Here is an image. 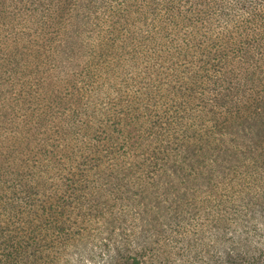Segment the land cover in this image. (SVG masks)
I'll return each instance as SVG.
<instances>
[{"label":"trees","instance_id":"1","mask_svg":"<svg viewBox=\"0 0 264 264\" xmlns=\"http://www.w3.org/2000/svg\"><path fill=\"white\" fill-rule=\"evenodd\" d=\"M247 119L261 141L248 146L225 131ZM202 139L209 173L196 168ZM262 144L264 0H0V264H67L109 225L106 264H173L159 237H131L116 204L163 174L209 177L224 208L212 210L210 264H264L250 226L264 182L231 175H253Z\"/></svg>","mask_w":264,"mask_h":264},{"label":"rangeland","instance_id":"2","mask_svg":"<svg viewBox=\"0 0 264 264\" xmlns=\"http://www.w3.org/2000/svg\"><path fill=\"white\" fill-rule=\"evenodd\" d=\"M235 125L236 126H227L225 128L228 138L232 135L236 136L239 140L245 142L247 146L250 145L251 142H261L256 135L257 132L254 128H256L257 124L253 119L244 120L239 126H237L238 124ZM231 130L237 135L232 133ZM225 141H227V138H225ZM203 142L207 146L200 151V160L197 162L196 168L198 171L209 173L208 159L203 158V156H209L213 152V149L204 139H202V143ZM228 142L231 144L233 143V141ZM257 151H260L261 158L264 159L263 144L257 146ZM252 162L253 158L250 157L248 159H241L239 163L244 168L245 164ZM216 166L220 175L218 180L223 187L224 180H229V177H222L219 165L216 164ZM212 175L213 172L211 176ZM231 175L235 176V181L238 183L245 185L252 183V186H255V184L259 182H264V164L261 165L260 168L256 167V171H254L253 175L246 174L245 176H241V173H232ZM207 178L209 177L202 174L197 177V180L177 183V181H174L173 177L163 174L162 178L157 177L154 180L147 177L145 182L141 185L132 184L130 186L132 192L130 194H128V191L126 192L127 195L125 196L129 197V199L124 200V205H122L121 202H116L118 208L123 210V215L120 217L127 218V221L122 219V222L123 224H125V222L129 224L127 225L128 233H130L133 239L134 236L137 237L135 239L140 240V242L146 241L143 237L146 232L149 233L151 239L159 237L162 243L165 242L167 249L169 248L170 251L166 249V254L173 259V264H180V262H183L182 264H210L211 247L209 243L211 242V230L213 229L212 210H214L215 214H221L224 208L219 205L217 198H213V189L206 180ZM135 190L136 192H134ZM198 194L207 196L208 199H202V197H200L198 200L195 199V202L193 199H190L196 198ZM188 199L190 200L188 201ZM216 204L217 206H215ZM126 205L133 210L134 213L138 212L136 217L139 216V218H136L133 214H127L126 217L124 215L128 211ZM242 213L244 214L243 211ZM171 215L174 216L172 220H169ZM250 215L251 211L248 212L246 216L248 217ZM235 218L233 219L234 221L230 223L229 230L240 228L241 223L239 219ZM168 220L172 221L174 225H176V221L178 220L183 222V225L180 226L181 233L178 237L181 238L183 242L186 241V244H183L180 240H173L172 232L173 234H175V232L167 228ZM180 221H178L177 224H180ZM238 223H240V225H238ZM146 226L149 228V231L144 230L147 228ZM250 226H252L254 230L264 232V216L258 219L256 218ZM111 228L112 226L109 225L108 229L104 228L103 232H97L96 230L94 234L88 235L83 242H79L70 252L67 264H106L112 251L111 249H106L102 238L106 237V239L114 241L118 237L117 233L111 231ZM142 230L143 235L141 233ZM136 234H138V236ZM260 237L264 240V233ZM165 238L170 240V243H167ZM188 248H191L192 251V253H190L191 262L184 263L188 255H181V252L187 253ZM169 264H171V262Z\"/></svg>","mask_w":264,"mask_h":264}]
</instances>
